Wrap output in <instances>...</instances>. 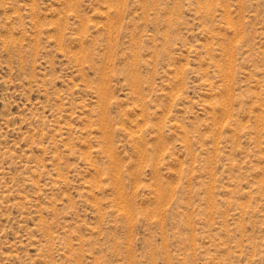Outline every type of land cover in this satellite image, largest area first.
Wrapping results in <instances>:
<instances>
[{"label":"rangeland","instance_id":"obj_1","mask_svg":"<svg viewBox=\"0 0 264 264\" xmlns=\"http://www.w3.org/2000/svg\"><path fill=\"white\" fill-rule=\"evenodd\" d=\"M0 264H264V0H0Z\"/></svg>","mask_w":264,"mask_h":264},{"label":"bare ground","instance_id":"obj_2","mask_svg":"<svg viewBox=\"0 0 264 264\" xmlns=\"http://www.w3.org/2000/svg\"><path fill=\"white\" fill-rule=\"evenodd\" d=\"M117 13H119V11L117 12ZM115 18V17H114ZM112 21V20H111ZM112 27V26H111ZM111 42V41H110ZM63 43V42H62ZM111 46V45H110ZM84 48V47H83ZM103 116V115H102ZM104 117V116H103ZM101 119H102V117H101ZM103 122V121H102ZM108 124V123H107Z\"/></svg>","mask_w":264,"mask_h":264}]
</instances>
